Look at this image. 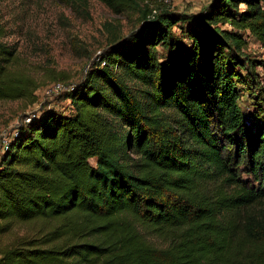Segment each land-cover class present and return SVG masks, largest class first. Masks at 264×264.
<instances>
[{"label": "trees", "instance_id": "obj_1", "mask_svg": "<svg viewBox=\"0 0 264 264\" xmlns=\"http://www.w3.org/2000/svg\"><path fill=\"white\" fill-rule=\"evenodd\" d=\"M149 15L64 95L69 113L41 111L1 154L0 234L14 221L60 223L0 264H264V118L246 119L237 84L250 88L235 71L253 77L240 33L264 47V0ZM4 31L0 12V100L33 104L37 86L11 69Z\"/></svg>", "mask_w": 264, "mask_h": 264}, {"label": "rangeland", "instance_id": "obj_2", "mask_svg": "<svg viewBox=\"0 0 264 264\" xmlns=\"http://www.w3.org/2000/svg\"><path fill=\"white\" fill-rule=\"evenodd\" d=\"M209 1L133 0L129 7L121 6L122 10L115 12L99 0H83L81 6L58 0H3L0 12L4 40L16 50L11 69L30 78L37 89L33 104L22 99L0 100V141L9 140L14 130L26 123L27 117L38 116L43 110L69 113L71 107L64 99L66 93L46 95L45 88L57 82L73 87L82 83L106 49L140 27L141 12L148 11L149 18L164 11L192 16L200 14ZM187 26L177 24L172 28L183 44L186 43L183 30ZM223 29L231 28L224 25ZM240 34L245 41L242 49L245 59H240L255 65V69L252 77L249 68L235 67L250 88L237 84L239 105L248 121L259 122L264 118V47L247 32ZM158 50L163 52L161 48ZM127 84L137 88L129 80ZM1 154L0 148V157ZM257 210L264 218V204ZM59 223L56 219L11 222L8 231L0 234V252L21 238H40ZM4 224L0 221V227ZM143 235L153 247L165 248L168 244L153 235Z\"/></svg>", "mask_w": 264, "mask_h": 264}, {"label": "built area", "instance_id": "obj_3", "mask_svg": "<svg viewBox=\"0 0 264 264\" xmlns=\"http://www.w3.org/2000/svg\"><path fill=\"white\" fill-rule=\"evenodd\" d=\"M102 65H104V63H102ZM74 87L73 86H67V85H64L62 83L57 82V83H53V84L47 86L44 90V93L46 95H55V94H60V93H64V92L68 93V92L72 91L74 89ZM35 117L36 116H34V115L31 117H27L25 119L26 123H29ZM26 123H24V124H26ZM17 134H18V130L16 128V130H14V132H13V134L9 140L0 141V148H1L2 153L7 150L8 144L10 143L11 140H13L17 136Z\"/></svg>", "mask_w": 264, "mask_h": 264}]
</instances>
